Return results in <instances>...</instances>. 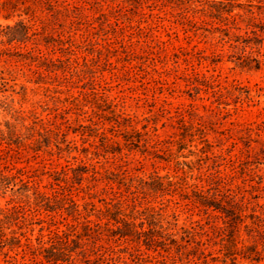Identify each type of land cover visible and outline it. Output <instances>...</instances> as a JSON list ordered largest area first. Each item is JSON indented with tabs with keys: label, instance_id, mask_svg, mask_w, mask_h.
I'll return each mask as SVG.
<instances>
[{
	"label": "rangeland",
	"instance_id": "obj_1",
	"mask_svg": "<svg viewBox=\"0 0 264 264\" xmlns=\"http://www.w3.org/2000/svg\"><path fill=\"white\" fill-rule=\"evenodd\" d=\"M5 1L0 31L23 20L31 40L0 35V129L7 136L12 126L21 140L0 136V175L36 172L50 196L56 171L70 179L88 171L69 180L77 218L37 211L20 183L0 186V219L18 205L27 217L12 227L25 234L22 246L0 250V264H54L25 244L48 247L69 226L85 253L56 264H264V0H238L244 8L219 18L209 5L218 0H66L71 10L57 17L26 13L23 0H11L19 9L6 17ZM248 37L261 39L244 53L259 69L239 59ZM187 128L193 135L183 137ZM44 130L51 141L35 152ZM201 190L232 197L233 215L200 208ZM119 198L143 229L158 222L161 243L111 236L115 224L97 215Z\"/></svg>",
	"mask_w": 264,
	"mask_h": 264
},
{
	"label": "trees",
	"instance_id": "obj_2",
	"mask_svg": "<svg viewBox=\"0 0 264 264\" xmlns=\"http://www.w3.org/2000/svg\"><path fill=\"white\" fill-rule=\"evenodd\" d=\"M27 1H30L31 4L26 6V9L24 10L26 13H29L30 10L34 12L35 8H44L52 11V15L54 17H57L58 15H62L64 12H68L69 10H71V3H67L66 5H64L66 0H63V4L61 5L57 4L60 0H23L22 3L24 4ZM136 2L140 3L141 1L137 0ZM96 3H98V1H96ZM18 5V2L13 3L11 0L5 1L3 9L7 11V13L4 15L6 17H11L13 13L19 9ZM209 5L211 8H214L215 11H217V14L214 15L218 18L223 17L222 15L224 13L231 14L237 8H244V6H242V4L238 2V0H218L217 2H214L212 4L209 3ZM60 6H62V8H60ZM72 7L74 8V10L79 9L77 5H73ZM10 9H12L11 12L9 11ZM30 28L31 26H29L25 21L20 20L14 25H7L6 27L2 28L0 31V35L5 36L9 44L13 42H27L31 40V36L29 35ZM252 32L254 35H258L255 29H253ZM241 37L242 36H238L236 41L240 42ZM255 39L256 40H253V38L249 37L245 38L241 41L244 43L243 47L240 48L239 46H235L243 51L241 58H239L242 59V63H244L245 65L252 64L253 67L259 69L261 67V61L257 57L253 56V52L249 51L247 52L248 55L244 54L248 46H251L252 49H255L257 45L261 44V39ZM47 42L50 43V41ZM8 127L10 128L9 134L5 136L3 134L4 132L0 129V136L4 137V139L5 137H7L10 141H12V143L15 144H18L19 141L21 142L20 136L16 133L15 129L10 125H8ZM189 130L190 129L187 128L185 130L186 132L182 133L181 135L183 137H185L187 134L192 136L193 134L190 133ZM50 131L51 130H44L43 132H37L38 137L34 139L33 146L31 147L35 152L41 150L43 143L49 145V142L51 141ZM34 136L35 135H32V137ZM87 171V169H78L77 171H75L74 176L71 177L72 179H70V177H62L60 176V172L56 171L55 174L58 175L55 176V184H57L58 187H56L54 193L50 196L39 190L38 181L34 179L38 176L36 172L32 175H28L27 180L21 178V174L20 176H8L1 173L0 186L7 188L9 187V185L15 186L20 183L17 192L21 193V195L28 196L27 192L33 190V194L35 195L34 204L37 211L44 209L49 212H54L58 209H64L69 215L77 218L76 215H81L82 211L80 210L77 201L71 196L73 185H70L69 180L71 182L75 181L81 183L84 180V173H86ZM17 179H19V182H16ZM214 179L215 178H212V182L210 181V184L215 183ZM159 185H162L163 187L162 182H159ZM169 185H172V183L170 182ZM208 192L209 190L207 192L203 190L195 192L194 201L198 204V206H200V208L204 209L205 211H208L209 209L217 210L225 213L228 217L233 215L234 212L232 211L235 208V204H233L234 201L232 197H229L227 195L224 197L225 200L224 198L219 199L217 198L216 193L209 194ZM122 200L123 199L119 198L115 203H107V205L105 206V210H100V214L97 215V217H99L100 219L106 218L107 224L109 222H113L115 224L116 227L111 228L110 230L111 236L116 238V240L123 239L125 240V242L143 241L148 247H152L155 244L157 245L158 243H161V239H164L166 237V234L164 233V230L157 228V225H159L158 222L155 219H148L147 221L149 227L147 229H143L146 222L141 221L139 224H137L136 220L141 218L135 215L133 216L132 214H128ZM92 206L93 205H91V208H89V210L91 211L93 210ZM25 213V206L23 205L13 206L12 208L4 211V217L0 219V250H3L6 247H9V250H13L16 247L22 246V236H25V234L22 232L20 233V235L17 234L18 231L13 229L12 227L13 225H15L18 226L19 229H23V227L25 226V221L27 220ZM89 215L90 214L87 213V217ZM90 222V220L84 222L85 230L88 233H91L93 229L90 225ZM7 229L11 230V235H9ZM42 229L43 228H41V230ZM74 230L75 229L73 228V226H69L67 230H62V232H60L59 230L53 231V235L50 236L49 240H47V243H49L48 247L43 245L40 248H34L30 246L29 243H26L25 245L29 247L35 257L39 253L43 254L47 262H52L54 264L58 263L59 261H61L62 263L72 262L73 252L82 248V252L85 253V249H83L84 244L81 242V236L76 234ZM96 231L98 230L96 229ZM94 253L97 254L96 251H94ZM5 254H7V252H5Z\"/></svg>",
	"mask_w": 264,
	"mask_h": 264
}]
</instances>
